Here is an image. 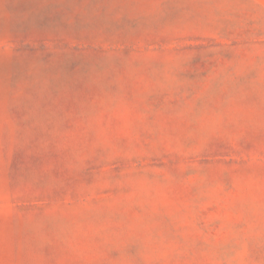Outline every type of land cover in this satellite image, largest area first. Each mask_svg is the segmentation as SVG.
Returning <instances> with one entry per match:
<instances>
[{"label": "rangeland", "instance_id": "obj_1", "mask_svg": "<svg viewBox=\"0 0 264 264\" xmlns=\"http://www.w3.org/2000/svg\"><path fill=\"white\" fill-rule=\"evenodd\" d=\"M0 264H264V0H0Z\"/></svg>", "mask_w": 264, "mask_h": 264}]
</instances>
